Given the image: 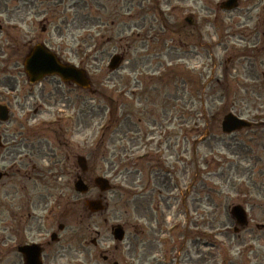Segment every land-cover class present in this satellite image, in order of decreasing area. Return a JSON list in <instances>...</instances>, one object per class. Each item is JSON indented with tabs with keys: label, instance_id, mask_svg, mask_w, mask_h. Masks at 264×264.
Wrapping results in <instances>:
<instances>
[{
	"label": "rangeland",
	"instance_id": "1",
	"mask_svg": "<svg viewBox=\"0 0 264 264\" xmlns=\"http://www.w3.org/2000/svg\"><path fill=\"white\" fill-rule=\"evenodd\" d=\"M151 1L121 5V35L139 32L142 45L107 71L106 57L96 66L82 54V0L58 6L0 0L6 11L0 8V21L13 25L14 39L0 58V104L9 108V119L0 121V264L14 258L7 193L21 196L32 183L42 184L44 213L52 211L48 228L50 220L65 225L62 247L49 251L57 253V264H264V229L258 228L264 225L262 6L246 9L242 0L234 11H222L223 0H197L195 11L193 1ZM37 11L55 12L40 39L51 48L67 42L78 52L66 60L88 72V91L57 76L28 82L19 48L32 33L41 34L30 21ZM115 11L108 6L98 16ZM5 51L13 52L14 63H5ZM228 111L252 127L222 133ZM66 155L73 164L87 158L88 193L73 189V173L81 171L64 167ZM94 176L108 178L111 190L100 192ZM99 195L107 206L92 213L85 199ZM234 204L249 219L240 231L230 215ZM117 223L126 231L122 241L110 231Z\"/></svg>",
	"mask_w": 264,
	"mask_h": 264
},
{
	"label": "flooded vegetation",
	"instance_id": "2",
	"mask_svg": "<svg viewBox=\"0 0 264 264\" xmlns=\"http://www.w3.org/2000/svg\"><path fill=\"white\" fill-rule=\"evenodd\" d=\"M49 3L53 2L55 6H58L62 3L63 0H47ZM166 2V0H161V2ZM185 3H189L191 0H183ZM195 3L196 10H200L198 3L196 0H192ZM238 1V7L242 5V0ZM245 3V8L253 10L257 7L263 6L264 8V0H247ZM139 2V1H137ZM150 2H152L150 0ZM128 3V0H82L83 8L86 11V21H85V29L87 30V38L85 39L83 50L85 56L90 57L93 63L96 66H100L104 61V58L112 55H125L132 50H137L142 45V38L140 37V33H135L134 40L131 38H126L122 36V33H125V28L123 25H120L119 17H107L101 18L98 15L101 12H105V10L109 7H115L116 12L121 11V5ZM76 3L73 5H69L68 8L72 9ZM137 4V3H135ZM1 8V6H0ZM67 8V7H66ZM2 9V8H1ZM126 9H129L128 7ZM4 12L5 9H2ZM0 11V14H5ZM38 23L41 25V34L36 36L35 33H32L28 42L23 43L22 52L26 54L29 52L34 45L31 44L32 41L35 43H45L48 46V43L44 40L40 39V36L43 32H46L47 25L50 24V15L47 11H37L34 14ZM6 19L8 22L10 18L6 15ZM5 19V16H4ZM264 21V20H262ZM3 26H6L3 28ZM130 25L128 24L126 29H129ZM68 27V26H66ZM257 28V27H256ZM254 28L253 30H255ZM70 29V28H69ZM0 31H4L6 35V43L3 45L0 44V58H5L4 48L10 47L12 44L13 36L11 26L8 27L4 22L0 21ZM58 35L62 34V30L57 28ZM61 39V38H60ZM251 39V38H250ZM249 39V40H250ZM254 44V43H253ZM56 47L50 48L53 52H55L59 59L65 61V59L71 58V54L78 55L77 51H73V47L69 45L67 42H60L56 44ZM255 45V44H254ZM4 46V48H3ZM7 47V48H8ZM78 49L82 48V45H77ZM10 48H8L9 50ZM6 52V51H5ZM21 52V53H22ZM13 52H6L8 60L5 61L6 64H11L13 62ZM14 63V62H13ZM66 164L65 168L71 165L70 168L73 169L74 165L77 168L76 164L70 163V158L66 155ZM78 176L77 173H73V178ZM82 179L86 181L84 175H81ZM31 179V177H29ZM42 184H30L24 188V194L18 196L17 194L11 193L9 195L7 193L5 204H7V214L9 216V225L11 227L12 240V249L11 253L13 255L12 264H23L24 257L20 252V247L24 245L35 244L38 246L40 251L39 256L41 257V264H57V253L54 252L52 255H49V251L56 245H60L62 247V240L64 239V235L62 231L59 230V226L62 224H55L51 220L49 223L51 224L48 228V219L52 216V211H49L48 214H45V202H44V193L42 192ZM2 203V201H0ZM8 225V223H7ZM56 226L57 230H54ZM264 227L262 226L261 229ZM63 230V229H62ZM1 237V236H0ZM93 243L95 241L92 240ZM11 247V246H9ZM56 251V250H55ZM256 252V253H255ZM256 259L260 260L258 250H255ZM1 253V252H0ZM264 255H261L263 257ZM108 260V255L106 256L105 262Z\"/></svg>",
	"mask_w": 264,
	"mask_h": 264
},
{
	"label": "water",
	"instance_id": "3",
	"mask_svg": "<svg viewBox=\"0 0 264 264\" xmlns=\"http://www.w3.org/2000/svg\"><path fill=\"white\" fill-rule=\"evenodd\" d=\"M234 6H236V2L234 0H228L225 1L222 8L232 9ZM111 60L112 61L109 67L116 68L120 62L119 57L114 56ZM23 64L24 71L26 75H28L30 83H34V81H37L44 76L57 74L63 82L69 81L85 89H87V87L89 88L90 86L89 79L87 78L86 72H84V70L75 68L72 65H64L60 63L55 54L49 52L44 46L39 44L32 48V51L29 55H27ZM8 113V108L5 105H0V121H7L9 119ZM222 120L221 130H223L224 133L239 131V129L249 127L250 125V122L248 123L244 119L239 117L237 118L232 113L225 115ZM78 158L79 166L83 169V171H86L87 166L85 158L82 156ZM94 184L98 187V189H100L101 192L110 190V184L108 180L103 177H95ZM74 189L80 193H86L88 191L87 186L82 179L75 181ZM86 206L92 213L103 211L105 208V204H103L102 200L100 199L87 200ZM230 213L235 217L239 225L243 226L247 223V215L245 214L244 208L240 205L233 206ZM112 231L114 238L117 240H121L123 238L124 231L122 230L121 226L116 225ZM21 250L25 256L24 264H40V251L36 245L32 244L30 246H25Z\"/></svg>",
	"mask_w": 264,
	"mask_h": 264
}]
</instances>
